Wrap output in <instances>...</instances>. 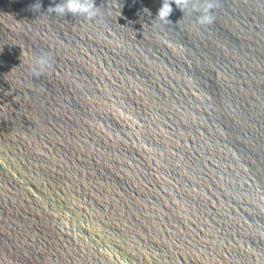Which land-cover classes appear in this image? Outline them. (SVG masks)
I'll return each mask as SVG.
<instances>
[{
  "label": "water",
  "instance_id": "obj_1",
  "mask_svg": "<svg viewBox=\"0 0 264 264\" xmlns=\"http://www.w3.org/2000/svg\"><path fill=\"white\" fill-rule=\"evenodd\" d=\"M58 2L0 0V264H264V0Z\"/></svg>",
  "mask_w": 264,
  "mask_h": 264
},
{
  "label": "clouds",
  "instance_id": "obj_2",
  "mask_svg": "<svg viewBox=\"0 0 264 264\" xmlns=\"http://www.w3.org/2000/svg\"><path fill=\"white\" fill-rule=\"evenodd\" d=\"M184 8L189 14H195V22L199 25L211 24L214 20L213 0H201V3H196L195 0H185ZM51 10L61 15L65 13L79 14L88 19H92L99 15V10L94 0H60V2L51 7ZM171 10L168 0H164L162 6L159 8L158 16L161 19H166ZM50 66V53L46 56L39 57L34 54L30 57L28 69L34 77H37Z\"/></svg>",
  "mask_w": 264,
  "mask_h": 264
}]
</instances>
